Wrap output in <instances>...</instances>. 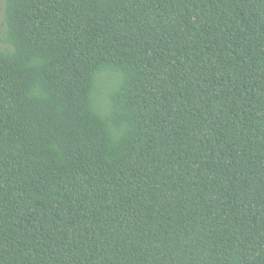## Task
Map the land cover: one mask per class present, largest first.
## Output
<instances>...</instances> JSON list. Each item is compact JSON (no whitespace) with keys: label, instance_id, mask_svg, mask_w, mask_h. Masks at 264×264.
<instances>
[{"label":"trees","instance_id":"obj_1","mask_svg":"<svg viewBox=\"0 0 264 264\" xmlns=\"http://www.w3.org/2000/svg\"><path fill=\"white\" fill-rule=\"evenodd\" d=\"M0 264H264V0H1Z\"/></svg>","mask_w":264,"mask_h":264},{"label":"rangeland","instance_id":"obj_2","mask_svg":"<svg viewBox=\"0 0 264 264\" xmlns=\"http://www.w3.org/2000/svg\"><path fill=\"white\" fill-rule=\"evenodd\" d=\"M3 24V3L2 1L0 0V26ZM1 45V44H0ZM1 47L4 48L3 45H1Z\"/></svg>","mask_w":264,"mask_h":264}]
</instances>
